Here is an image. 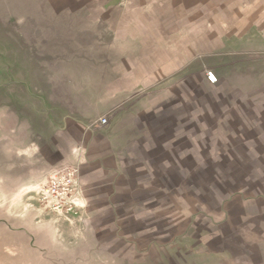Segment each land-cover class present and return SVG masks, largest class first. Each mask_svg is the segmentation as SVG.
<instances>
[{"label":"crops","instance_id":"obj_1","mask_svg":"<svg viewBox=\"0 0 264 264\" xmlns=\"http://www.w3.org/2000/svg\"><path fill=\"white\" fill-rule=\"evenodd\" d=\"M89 2L26 9L23 36L11 32V58L21 45L29 49L24 56L40 64L41 82L20 90L11 136L38 138L42 151L55 153L51 171L76 170L80 208L109 204L128 184L137 169L120 153L159 161L190 151L193 113L213 121L199 127L214 125L219 143L248 145L247 158L264 159V0Z\"/></svg>","mask_w":264,"mask_h":264},{"label":"rangeland","instance_id":"obj_2","mask_svg":"<svg viewBox=\"0 0 264 264\" xmlns=\"http://www.w3.org/2000/svg\"><path fill=\"white\" fill-rule=\"evenodd\" d=\"M89 1L0 0V264H264V159L247 158L248 145L219 143L214 125L199 127L214 124L200 112L186 129L190 151L177 158L120 153L137 170L109 204H78L74 214L40 206L55 153L42 151L36 137L11 136L20 90L41 84L40 64L24 56L29 49L21 45L11 58V32L23 36L26 9H87ZM80 35L87 46V33Z\"/></svg>","mask_w":264,"mask_h":264},{"label":"built area","instance_id":"obj_3","mask_svg":"<svg viewBox=\"0 0 264 264\" xmlns=\"http://www.w3.org/2000/svg\"><path fill=\"white\" fill-rule=\"evenodd\" d=\"M209 84H216L217 77L212 71L205 73ZM107 119L99 120V125H106ZM40 206L55 213L74 214L78 208L76 200V170L63 166L54 169L46 178L38 193Z\"/></svg>","mask_w":264,"mask_h":264}]
</instances>
